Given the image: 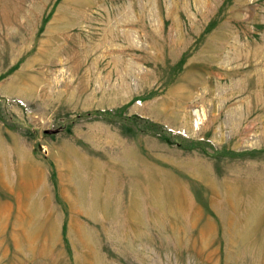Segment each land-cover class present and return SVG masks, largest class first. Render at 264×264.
Instances as JSON below:
<instances>
[{"label": "rangeland", "instance_id": "1", "mask_svg": "<svg viewBox=\"0 0 264 264\" xmlns=\"http://www.w3.org/2000/svg\"><path fill=\"white\" fill-rule=\"evenodd\" d=\"M0 264H264V0H0Z\"/></svg>", "mask_w": 264, "mask_h": 264}, {"label": "bare ground", "instance_id": "2", "mask_svg": "<svg viewBox=\"0 0 264 264\" xmlns=\"http://www.w3.org/2000/svg\"><path fill=\"white\" fill-rule=\"evenodd\" d=\"M14 144V143H13ZM15 146V145H14ZM3 150V149H2ZM4 159V158H3ZM13 170V169H12ZM27 173V172H26ZM36 173V172H35ZM25 174V173H24ZM28 174V173H27ZM32 174H34V173H32ZM3 175V174H2ZM35 175V174H34ZM39 178V177H38ZM37 178V179H38ZM33 188V187H32ZM35 189V188H34ZM38 191V190H37ZM31 192H33L32 190H31ZM40 201V200H39ZM38 202V201H37ZM22 219V218H21Z\"/></svg>", "mask_w": 264, "mask_h": 264}]
</instances>
